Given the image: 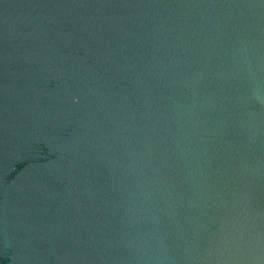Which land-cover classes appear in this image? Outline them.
I'll return each mask as SVG.
<instances>
[{
    "label": "water",
    "instance_id": "95a60500",
    "mask_svg": "<svg viewBox=\"0 0 264 264\" xmlns=\"http://www.w3.org/2000/svg\"><path fill=\"white\" fill-rule=\"evenodd\" d=\"M0 264H264V0H0Z\"/></svg>",
    "mask_w": 264,
    "mask_h": 264
}]
</instances>
